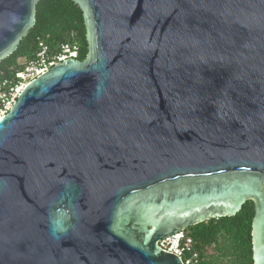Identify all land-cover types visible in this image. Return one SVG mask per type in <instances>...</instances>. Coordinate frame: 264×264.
Instances as JSON below:
<instances>
[{
  "label": "water",
  "instance_id": "95a60500",
  "mask_svg": "<svg viewBox=\"0 0 264 264\" xmlns=\"http://www.w3.org/2000/svg\"><path fill=\"white\" fill-rule=\"evenodd\" d=\"M39 0H0V61ZM87 53L0 119V264H183L158 241L253 200L264 264V0H72Z\"/></svg>",
  "mask_w": 264,
  "mask_h": 264
},
{
  "label": "trees",
  "instance_id": "16d2710c",
  "mask_svg": "<svg viewBox=\"0 0 264 264\" xmlns=\"http://www.w3.org/2000/svg\"><path fill=\"white\" fill-rule=\"evenodd\" d=\"M73 39L79 44L77 59L87 53L85 27L80 7L72 0H39L35 8V23L22 37L17 49L0 61V79L13 78L18 70L35 57L39 40L53 48ZM255 213L253 200H246L233 216L212 218L184 229L194 242L201 264H221L206 254L215 245L225 264H253L251 222ZM218 245V246H216Z\"/></svg>",
  "mask_w": 264,
  "mask_h": 264
},
{
  "label": "built area",
  "instance_id": "2783aa9c",
  "mask_svg": "<svg viewBox=\"0 0 264 264\" xmlns=\"http://www.w3.org/2000/svg\"><path fill=\"white\" fill-rule=\"evenodd\" d=\"M71 37V40L60 42L53 48L43 40H39L35 57L29 60L23 69L18 70L13 78L4 77L0 79V119L9 111L28 81L62 60L77 58L79 44L73 39V34H71ZM158 245L164 251L180 257L183 264H201L200 254L194 247L192 238L184 230L161 238Z\"/></svg>",
  "mask_w": 264,
  "mask_h": 264
},
{
  "label": "rangeland",
  "instance_id": "374dc122",
  "mask_svg": "<svg viewBox=\"0 0 264 264\" xmlns=\"http://www.w3.org/2000/svg\"><path fill=\"white\" fill-rule=\"evenodd\" d=\"M216 246H218V245H216ZM206 254L208 256H210L213 259V261L219 260L221 262V264H225V259H222L219 256V253L217 252L215 245L208 247L206 249Z\"/></svg>",
  "mask_w": 264,
  "mask_h": 264
}]
</instances>
